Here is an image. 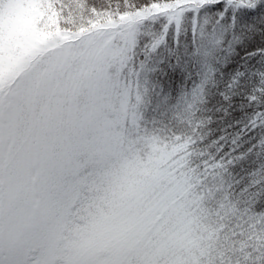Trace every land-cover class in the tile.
Wrapping results in <instances>:
<instances>
[{"label":"snow or ice","instance_id":"obj_1","mask_svg":"<svg viewBox=\"0 0 264 264\" xmlns=\"http://www.w3.org/2000/svg\"><path fill=\"white\" fill-rule=\"evenodd\" d=\"M0 264H264V0H0Z\"/></svg>","mask_w":264,"mask_h":264}]
</instances>
